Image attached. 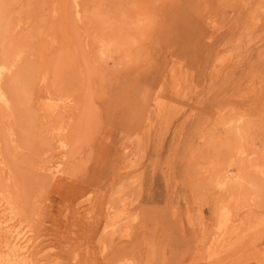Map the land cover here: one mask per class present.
<instances>
[{
    "label": "rangeland",
    "instance_id": "obj_1",
    "mask_svg": "<svg viewBox=\"0 0 264 264\" xmlns=\"http://www.w3.org/2000/svg\"><path fill=\"white\" fill-rule=\"evenodd\" d=\"M70 1L0 0V220L34 264H264V0Z\"/></svg>",
    "mask_w": 264,
    "mask_h": 264
},
{
    "label": "bare ground",
    "instance_id": "obj_2",
    "mask_svg": "<svg viewBox=\"0 0 264 264\" xmlns=\"http://www.w3.org/2000/svg\"><path fill=\"white\" fill-rule=\"evenodd\" d=\"M79 0H71L70 2L72 3L71 7L73 8V14H74V18L76 20H79L81 19V15H82V12L84 13V11H82V8H81V5H80V2H78ZM62 11V10H61ZM78 21V22H79ZM1 23V22H0ZM1 26V25H0ZM2 27V26H1ZM0 27V106L1 107H8V103L10 104V96L8 94V91L10 92V89L11 87L9 88V84L8 82L6 81V76L7 74L9 73V71L13 68H11L12 65L8 64V62H6L7 60L9 61V59L5 60L2 58V55L6 46H4L5 44V41L3 40L5 37V32L3 31V29H1ZM8 28V27H7ZM50 39V38H49ZM111 39V38H110ZM117 39V38H116ZM113 40V39H111ZM120 40V39H119ZM116 41V40H115ZM118 41V40H117ZM52 42V40H51ZM102 42V41H101ZM104 42V41H103ZM111 42V41H110ZM109 43V42H108ZM116 43V42H115ZM119 43V41L117 42ZM104 47H102V50L103 48H107L108 50V47L110 46H115V44L111 43V45H107V44H102ZM121 45V44H120ZM107 46V47H106ZM122 46V45H121ZM121 46L119 48H121ZM126 46V45H125ZM118 48V47H117ZM122 48L124 49V47L122 46ZM22 53V52H21ZM102 53H105L106 54H109V51H106L104 50V52ZM101 53V54H102ZM15 54V53H14ZM11 56V55H10ZM9 56V57H10ZM18 58V56H16ZM101 57V56H100ZM13 56H12V59L10 61L13 60ZM16 58H14L15 60ZM19 59V58H18ZM17 61V59H16ZM15 62V61H14ZM11 63V62H10ZM32 63V62H31ZM30 67V66H29ZM32 69V68H30ZM30 71V70H29ZM44 73H47V72H44ZM15 75V74H14ZM44 76V75H43ZM13 77V76H12ZM10 79V77H9ZM17 79V78H16ZM10 82V81H9ZM16 93V92H15ZM13 100V99H11ZM53 100V99H52ZM14 102V101H13ZM8 105V106H7ZM11 105V104H10ZM76 105V104H75ZM70 100L69 101H66V100H56L54 103L50 104L49 105H41L42 106V114H43V119H46V118H53V117H57V115H61V117H59L60 119L58 120L57 124H55V126L51 127L48 129V131L46 130L47 134H49V137L50 139L52 140L53 143L56 144V147L57 149L63 151V152H67L68 151V148L69 146L71 145L70 142H69V132H71L72 130V126L75 122V118L72 117V114L73 112H76V108L78 109L79 107L78 106H75ZM40 106V107H41ZM39 107V109H40ZM72 107V109H71ZM76 107V108H75ZM6 109V108H5ZM1 110V109H0ZM9 110V109H8ZM229 110V109H228ZM3 111V110H2ZM227 112V110H226ZM241 113L243 112L240 111ZM239 112V113H240ZM6 113V112H5ZM229 113V112H228ZM238 113V112H237ZM240 113V116H238L237 114L233 116L231 115V118H236L235 116H237V120L236 122L233 123L234 121V118H233V121L231 123L228 122V124H224L225 125H229L231 127H229L230 130H233L234 129L236 130V132H240L237 135V138H243V136H240L239 134H242L245 132L246 134V127L244 125H242V122H246V117H249V116H246L245 114V111L241 114ZM231 114V112H230ZM229 114V115H230ZM239 117V118H238ZM226 118V117H225ZM223 118V123L224 121H229V120H232V119H228V117L225 119ZM230 118V117H229ZM245 120V121H244ZM1 121V119H0ZM48 121V120H47ZM55 122V121H54ZM53 122V123H54ZM50 124L51 126L54 125V124ZM238 123V124H237ZM248 123V121H247ZM246 123V124H247ZM49 124V123H48ZM240 124V125H239ZM249 125L252 124V123H248ZM247 124V125H248ZM237 125V126H236ZM6 126V125H5ZM251 126V125H250ZM248 127L247 129L251 128V127ZM44 127V126H43ZM49 127V126H47ZM233 127V128H232ZM235 127V128H234ZM9 128V127H8ZM2 130V129H0ZM71 130V131H70ZM246 130V131H245ZM4 131V130H3ZM10 131V130H9ZM49 132V133H48ZM229 132V130H228ZM235 131L234 132H231V133H236ZM11 133V131L9 132ZM12 134V133H11ZM240 137H239V136ZM71 137V136H70ZM47 138V137H46ZM242 140V139H241ZM203 144V142H202ZM53 148V147H52ZM242 149V148H241ZM243 152V151H242ZM241 152V154H242ZM69 153V151H68ZM240 153V151H239ZM244 153V152H243ZM238 154V152H237ZM240 154V155H241ZM239 157V156H238ZM62 158H65V157H62ZM62 160V159H61ZM67 160V159H66ZM63 161V160H62ZM123 161V160H122ZM3 163V161H2ZM65 164V163H64ZM68 164V163H67ZM62 163H57L55 164V166L52 168V171L51 173H53L54 175L55 174H61L62 172H64L62 170ZM1 169V167H0ZM3 169V168H2ZM64 169V168H63ZM49 170V169H47ZM8 172V171H7ZM236 172V171H235ZM9 173V172H8ZM238 173V172H237ZM224 174V173H223ZM227 174V171H225V176ZM232 174V172H231ZM234 175V174H233ZM238 175V174H237ZM236 173L234 176L232 177H224L228 180H230L229 178H231L232 180H230V182L232 184H238L240 182V178H239V175L237 176ZM68 176V175H67ZM139 180L137 182H134V183H138ZM228 182V181H227ZM4 190V189H2ZM2 190H0V213H4L5 215L8 216V218L12 219V216L14 217V215L16 214V211L14 209L16 208H13L12 205L10 204L9 200L6 199L4 197V194L6 193H3L2 194ZM5 192V190L3 191ZM10 195V194H9ZM8 195V196H9ZM7 196V194H6ZM11 199V198H10ZM11 201V200H10ZM222 211V210H221ZM220 212V211H219ZM16 216V215H15ZM223 218H225L224 221H228L229 222V216H230V213H229V210H226L225 212H223ZM234 216V215H233ZM232 216H230L231 218ZM222 218V219H223ZM235 218V216H234ZM10 219H7V218H4L2 220H0V233L2 234V237H3V241H0V250L3 249V251H0V264H34V262L32 261V259L30 258V253H29V247H28V240L29 238L26 236V234L22 231H19L17 230L14 226L10 225L9 222H10ZM14 220V219H13ZM134 220V219H133ZM135 220H136V217H135ZM20 226V225H19ZM224 226H222L221 228H223ZM227 226H225L226 228ZM18 228V227H17ZM107 228V227H106ZM106 230V229H105ZM107 231V230H106ZM227 232V231H226ZM226 235V234H225ZM225 235H222V237L220 238L219 240V244L221 242H223L225 240ZM227 238V237H226Z\"/></svg>",
    "mask_w": 264,
    "mask_h": 264
}]
</instances>
